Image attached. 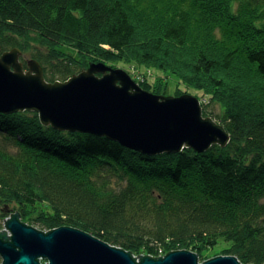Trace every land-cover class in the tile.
I'll return each mask as SVG.
<instances>
[{
    "label": "trees",
    "instance_id": "trees-1",
    "mask_svg": "<svg viewBox=\"0 0 264 264\" xmlns=\"http://www.w3.org/2000/svg\"><path fill=\"white\" fill-rule=\"evenodd\" d=\"M0 45L32 50L49 81L104 59L166 71L222 102L231 136L148 155L0 112V228L19 212L151 256L225 240V255L264 264V0H0Z\"/></svg>",
    "mask_w": 264,
    "mask_h": 264
},
{
    "label": "water",
    "instance_id": "water-1",
    "mask_svg": "<svg viewBox=\"0 0 264 264\" xmlns=\"http://www.w3.org/2000/svg\"><path fill=\"white\" fill-rule=\"evenodd\" d=\"M18 47L1 51L0 112L34 111L45 126L91 133L115 140L143 154L176 153L184 148L205 152L225 147L231 139L225 126L205 115L191 93L157 94L143 88L123 68L104 62L65 80L49 81L38 60L25 65ZM0 231L2 264H244L235 255H217L199 262L196 252L171 251L164 256L139 255L83 229L61 226L43 231L11 213Z\"/></svg>",
    "mask_w": 264,
    "mask_h": 264
},
{
    "label": "rangeland",
    "instance_id": "rangeland-1",
    "mask_svg": "<svg viewBox=\"0 0 264 264\" xmlns=\"http://www.w3.org/2000/svg\"><path fill=\"white\" fill-rule=\"evenodd\" d=\"M218 34H220V32H218ZM32 59H34V57L32 55V50L22 51L21 60H23L26 65H27V62L32 60ZM84 59H85V57H84ZM93 62H104L105 64H107L108 66H111L113 68H123V69L127 70L129 72V74L134 77L135 81L138 82L143 88L150 90V91L152 88L156 89V92H154V93H157V94L177 96V95H181L184 93H191L193 95H196L200 98L201 103H205L208 105V107H207L208 111L213 113L212 117L217 122L221 123V120H219V115H222L224 113L223 112L224 111V105L222 104V102L215 101V102L210 103L209 96L204 95L203 91L195 90V89L193 90V89H191V87H189L185 84L179 83L176 77L170 76L166 71H160V70H157L155 68H152V67L149 68V67H146L143 65L140 66V65H137L136 63H134L132 61L131 62H124L121 59L120 60L119 59H113V60L104 59V60L93 61ZM91 63L86 62V65H88L87 67H89ZM86 68H84V69H86ZM152 92H153V90H152ZM209 115H211V114H209ZM48 208H49L48 205L38 203L37 206L34 207L30 211V214L33 216H37L38 213L42 209L45 210ZM10 216H11V214L9 216H7L4 220L1 221L2 225H1L0 229L4 230V227H5V230L8 232V234L12 235V232L9 229H7L5 226L6 219ZM34 227L39 229V226H37V225H35ZM229 244H230L229 242H227L225 240H221L216 246H214L213 248L205 249L203 251V253L200 255L196 252L199 256V262L201 263L204 260H208L211 257L217 256V255H225L224 254V248L229 246ZM140 254L145 255L144 253H139V254H134V256L139 258ZM161 255L164 256L165 254H161ZM161 255H159V256H161ZM226 255H231V254H226ZM154 257H157V256H154ZM41 261L43 264H45V262H47L45 259H42ZM2 263H3V257L0 254V264H2Z\"/></svg>",
    "mask_w": 264,
    "mask_h": 264
},
{
    "label": "bare ground",
    "instance_id": "bare-ground-1",
    "mask_svg": "<svg viewBox=\"0 0 264 264\" xmlns=\"http://www.w3.org/2000/svg\"><path fill=\"white\" fill-rule=\"evenodd\" d=\"M131 77L134 79V77L131 75ZM135 80V79H134ZM219 145V144H218ZM4 229H5V227H4ZM3 229H0V231H2Z\"/></svg>",
    "mask_w": 264,
    "mask_h": 264
}]
</instances>
